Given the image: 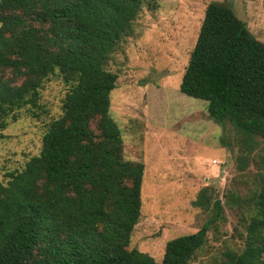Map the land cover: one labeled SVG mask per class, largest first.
Returning <instances> with one entry per match:
<instances>
[{
	"label": "trees",
	"instance_id": "trees-1",
	"mask_svg": "<svg viewBox=\"0 0 264 264\" xmlns=\"http://www.w3.org/2000/svg\"><path fill=\"white\" fill-rule=\"evenodd\" d=\"M144 2L0 0V127L40 107L50 75L69 84L39 153L0 181V264H191L206 243L219 199L198 231L166 243L162 260L130 248L145 165L124 156L110 113L118 74L108 61ZM180 89L206 101L218 124L234 125L244 145L264 139V42L227 2L207 5ZM205 193L195 203L207 209ZM253 208L244 247L220 264H264V177Z\"/></svg>",
	"mask_w": 264,
	"mask_h": 264
},
{
	"label": "rangeland",
	"instance_id": "rangeland-1",
	"mask_svg": "<svg viewBox=\"0 0 264 264\" xmlns=\"http://www.w3.org/2000/svg\"><path fill=\"white\" fill-rule=\"evenodd\" d=\"M211 1L227 2L264 42V0H145L108 61L118 74L110 113L122 130L124 156L145 165L141 216L130 248L157 261L170 239L198 231L213 216L215 199L222 203L221 215L191 264H220L227 252L240 251L264 177V139L254 137L253 148L244 145L234 125L218 124L206 101L180 89ZM68 89L60 75H50L39 89L40 107L21 108L17 119L0 127V181L39 153ZM202 191L210 208L195 203Z\"/></svg>",
	"mask_w": 264,
	"mask_h": 264
}]
</instances>
